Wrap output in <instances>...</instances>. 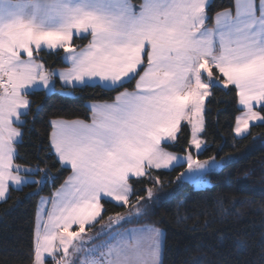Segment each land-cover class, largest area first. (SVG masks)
<instances>
[{"label": "snow or ice", "instance_id": "obj_1", "mask_svg": "<svg viewBox=\"0 0 264 264\" xmlns=\"http://www.w3.org/2000/svg\"><path fill=\"white\" fill-rule=\"evenodd\" d=\"M212 7V0H0V203L25 187L39 195L56 179L46 161L21 162L25 130L42 108L33 93L54 92L57 79L62 88L115 93L89 104L88 120L48 121V152L69 174L40 197L30 247L15 264H163L164 231L125 225L149 214L162 171L181 168L175 180L199 188L235 159L200 158L209 147V105L231 107L234 138L264 127V0H233L210 16ZM45 54L68 67L50 68ZM253 140L264 145V137ZM106 203L129 210L105 222ZM234 243L247 247L243 238ZM258 255L264 264V248Z\"/></svg>", "mask_w": 264, "mask_h": 264}, {"label": "trees", "instance_id": "obj_2", "mask_svg": "<svg viewBox=\"0 0 264 264\" xmlns=\"http://www.w3.org/2000/svg\"><path fill=\"white\" fill-rule=\"evenodd\" d=\"M132 1L140 3V0ZM212 4L210 16L230 7L233 0H213ZM45 59L50 68L68 66L57 56L45 54ZM66 91L70 95L62 94ZM114 95L100 88H62L57 79L54 92L37 91L30 96L34 105L42 108L35 123L29 125L33 130H25L24 143L20 147L21 162L33 167L39 163L44 167L42 162L46 161L50 175L56 179L54 183L49 182L39 195L29 197L27 194L34 191V186L25 187L23 191H12L8 202L0 204V264H15L25 256L30 247L40 197L50 196L69 174L59 170L54 154L48 152V121L54 118L88 120L89 104ZM217 98L220 99L221 94L218 93ZM222 98L230 100L227 96ZM209 107L212 109L208 117L209 147L200 158L217 155L218 160L227 156L235 159L227 161L222 169L213 170L209 175L212 185L202 189L191 183L177 182L175 177L183 171L181 168L162 171L161 178L165 183L157 192L159 199L149 208L147 216L133 220L125 227L155 225L163 229L166 234L163 264H183L185 258L200 255L204 258L203 264H259L258 254L264 248L260 239L264 233V145L259 140L254 142L253 137H264V127L252 126V135L234 138L229 119L233 115L231 107L216 101H212ZM173 150L179 151L178 148ZM218 202H223V209ZM105 208V222L108 215L129 210L107 203ZM238 238L247 241L243 251L234 243Z\"/></svg>", "mask_w": 264, "mask_h": 264}, {"label": "rangeland", "instance_id": "obj_3", "mask_svg": "<svg viewBox=\"0 0 264 264\" xmlns=\"http://www.w3.org/2000/svg\"><path fill=\"white\" fill-rule=\"evenodd\" d=\"M208 180H209V183L207 184V185H205V186H203V187H196V186H194L195 188H197V189H202V188H207V187H210L211 185H212V183H211V178L210 177H208ZM163 230V229H162ZM164 231V230H163ZM165 233V232H164ZM164 244H165V242H164ZM163 258V257H162Z\"/></svg>", "mask_w": 264, "mask_h": 264}, {"label": "crops", "instance_id": "obj_4", "mask_svg": "<svg viewBox=\"0 0 264 264\" xmlns=\"http://www.w3.org/2000/svg\"><path fill=\"white\" fill-rule=\"evenodd\" d=\"M133 2V1H132ZM212 2H213V0H212ZM210 27H211V25H209ZM68 67V66H67ZM67 67H64V68H67ZM57 70H59V69H63V68H56ZM71 89V88H70ZM66 92H68L69 93V91H66ZM1 204V203H0ZM133 228V227H132Z\"/></svg>", "mask_w": 264, "mask_h": 264}]
</instances>
